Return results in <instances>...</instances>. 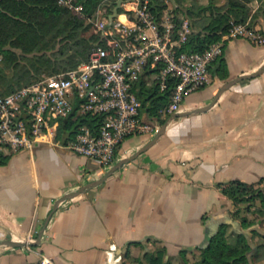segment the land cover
<instances>
[{"label":"crops","instance_id":"0c3cea01","mask_svg":"<svg viewBox=\"0 0 264 264\" xmlns=\"http://www.w3.org/2000/svg\"><path fill=\"white\" fill-rule=\"evenodd\" d=\"M259 5L250 7L246 21L262 35L264 1ZM218 58H223L225 71H217ZM263 63L264 42L226 38L221 54L209 65V82L184 97L181 111L210 104L225 81ZM147 114L141 109L143 120L157 122ZM57 126L30 149L0 152L7 156L0 163V240L12 233L37 234L58 198L105 173L95 160L55 139ZM156 132L127 136L119 156H131ZM262 177L264 71L232 84L209 108L170 119L133 160L98 185L60 202L43 231L41 238L47 241L0 245V264H34L42 253L55 264H143L144 252L157 244L166 247L168 256H176L180 249L201 244L221 220H228L233 203L218 184L255 183ZM253 248L255 253L256 245ZM258 264H264V256Z\"/></svg>","mask_w":264,"mask_h":264},{"label":"built area","instance_id":"2783aa9c","mask_svg":"<svg viewBox=\"0 0 264 264\" xmlns=\"http://www.w3.org/2000/svg\"><path fill=\"white\" fill-rule=\"evenodd\" d=\"M56 1L84 17L100 39L76 67L43 75L0 95V152L30 149L46 133L52 134L61 117L101 115L97 127L80 126L63 145L95 160L105 172L120 158L119 149L127 136L159 128L158 122L141 118L140 101L132 89L136 81L144 77L146 85L159 91L170 87L167 103L159 111L180 112L184 97L209 82V65L221 54L226 38L264 42L259 30L245 21L232 23L203 51H189L184 48L191 32L189 19L167 4L158 8L153 0H121L114 15L113 8L109 12L102 5L86 15L78 0ZM76 99L79 103L74 109ZM35 236L28 232L27 240ZM34 264L55 263L42 253Z\"/></svg>","mask_w":264,"mask_h":264},{"label":"trees","instance_id":"16d2710c","mask_svg":"<svg viewBox=\"0 0 264 264\" xmlns=\"http://www.w3.org/2000/svg\"><path fill=\"white\" fill-rule=\"evenodd\" d=\"M158 8L166 6L167 0H153ZM175 9L181 10L188 17L191 32L184 48L189 51H203L209 44L225 34L232 23L245 22L250 16V0H207L197 10L183 7L174 0ZM86 15L92 14L100 5L111 12L115 0H78ZM106 5V6H105ZM110 5V6H109ZM112 5V6H111ZM109 6V7H108ZM112 14V12H111ZM259 14L257 10L253 17ZM90 24L85 18L73 13L56 0H0V52L3 62L0 65V95H5L23 85L29 84L43 75H51L76 67L86 60L91 47L99 41V35L91 32L85 35ZM217 71L226 68L223 58L217 59ZM226 77V73L223 74ZM22 80L26 82L22 83ZM144 77L136 81L132 87L140 101L141 109L147 115L155 117L162 124L167 116H162L160 109L167 103L170 87L159 91L156 87L145 86ZM79 100L74 102V109ZM74 111L72 112V114ZM168 115V114H167ZM103 120L101 115L83 114L72 119L71 116L58 119L55 139L65 143L73 139L82 125L97 127ZM7 156H0V163ZM264 177L255 183L230 180L218 184L222 194L233 203L230 212L232 218L240 215L241 203L259 200L264 207ZM262 185V186H260ZM249 205V204H248ZM250 210V205L245 207ZM206 224L207 217H202ZM249 220L240 217V226L246 228ZM228 227L231 230H228ZM254 234L264 238V231L251 229ZM253 236L246 230L233 228L226 220H221L213 231L208 232L204 241L195 248L199 250L196 264H250ZM250 238V239H249ZM158 243V242H156ZM189 249H180L176 258L170 259L164 245L145 251L143 264H185L184 255ZM251 253V254H250ZM122 264H125L123 262Z\"/></svg>","mask_w":264,"mask_h":264},{"label":"water","instance_id":"95a60500","mask_svg":"<svg viewBox=\"0 0 264 264\" xmlns=\"http://www.w3.org/2000/svg\"><path fill=\"white\" fill-rule=\"evenodd\" d=\"M121 0H116L115 2V6L113 7L112 10V14L114 15L117 12L118 7L120 6ZM264 71V63L262 64V66H260V68H258L257 70L247 73V74H241L239 76H236L235 78L229 79L227 81H225L217 90L215 97L213 98V100L210 102V104L201 107V108H196L190 111H181V112H173L169 115V117L159 126L155 136L152 138V140H150L147 144H145L143 147L139 148L137 151H135L131 156H127V157H120L118 160H116L103 174L102 177H100L99 179L93 180L83 186H81L79 189L70 192L68 194H65L63 196H61L60 198H58L55 202L54 205L51 209V211L49 212V214L47 215V217L45 218L43 225L41 227V229L39 230V232L36 234L35 239L32 241H28V240H24L22 238H18L13 239L12 237L10 238H5L3 240H0V245H9V246H37L45 241H47L46 239H42V234L43 231L47 225V222L51 216V214L54 212V210L57 208L58 204L68 198H71L81 192H83L86 189H89L91 187H94L96 185H98L99 183H101L105 178H107L110 174H112V172H114L117 168H119L122 164L129 162L131 160H133L138 154H140L142 151H144L146 148H148L156 139L157 137L164 131L167 123L169 122L170 119L177 117V116H182V115H186L189 113H193V112H198V111H203L207 108H209L211 105L214 104L215 100L218 98V96L227 88H229L232 84H234L235 82L242 80V79H248V78H252L254 76H257L258 74H260L261 72ZM228 222H231L233 224L234 227H236V222L232 221L231 219H228Z\"/></svg>","mask_w":264,"mask_h":264},{"label":"rangeland","instance_id":"374dc122","mask_svg":"<svg viewBox=\"0 0 264 264\" xmlns=\"http://www.w3.org/2000/svg\"><path fill=\"white\" fill-rule=\"evenodd\" d=\"M174 1L177 2L178 4L184 6L185 8L190 7V8H193L194 10H197L200 6H204L205 3H207V0H206V2H205V0H174ZM219 1L221 3L224 2V0H219ZM263 1L264 0H262V2H260V5L263 3ZM168 2H169V4H171V6H173L172 2H170V1H168ZM248 4H249L248 6H250V7H253L254 5H256L253 0H250V2L248 1ZM114 6H115V2H114ZM91 32H94L92 27H90L89 30L87 32H85L84 34L89 35ZM262 35L264 36V31H263ZM24 82H26V80H22V83H24ZM262 184H264V182ZM260 186H262V185H260ZM248 204L250 205V210L246 211L245 207L249 206ZM239 207L241 209L240 215H237L235 219L232 217L228 218V219H231L232 221L236 222V227H234L231 222H228V220H227V222L230 223L234 229L235 228H239L240 230L244 229L247 232H249V234H251L253 236L251 239L249 238L254 243V245L252 246L250 251L252 253L254 250L253 247L256 245V252L252 253V254L250 253L251 255H250L249 263L250 264H258V261L260 260V258L264 256V238L258 236L257 234H254L251 229L256 228V229L264 231V207L261 206L258 199L254 200V201H249V203H247V202L241 203L239 205ZM243 216L248 218L249 224L247 225L246 228L242 229V227L240 226V217H243ZM229 230H231L230 227H228L227 231L229 232ZM13 235L18 237V238H22L24 240H27V234L20 235L17 233H12V234H10V237H12ZM156 246H159V244H157ZM195 247L189 249L188 252L184 255L185 264H196L197 263V261L199 259V250H197ZM170 259L174 262H178L176 256H171Z\"/></svg>","mask_w":264,"mask_h":264}]
</instances>
